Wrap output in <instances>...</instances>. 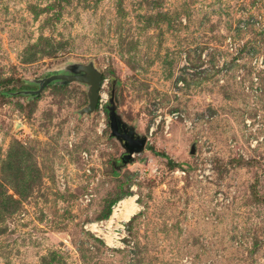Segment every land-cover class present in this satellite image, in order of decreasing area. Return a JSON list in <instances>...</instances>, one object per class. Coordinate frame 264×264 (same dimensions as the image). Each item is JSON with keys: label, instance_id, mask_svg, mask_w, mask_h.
Masks as SVG:
<instances>
[{"label": "rangeland", "instance_id": "rangeland-1", "mask_svg": "<svg viewBox=\"0 0 264 264\" xmlns=\"http://www.w3.org/2000/svg\"><path fill=\"white\" fill-rule=\"evenodd\" d=\"M0 264H264V0H0Z\"/></svg>", "mask_w": 264, "mask_h": 264}, {"label": "water", "instance_id": "water-1", "mask_svg": "<svg viewBox=\"0 0 264 264\" xmlns=\"http://www.w3.org/2000/svg\"><path fill=\"white\" fill-rule=\"evenodd\" d=\"M66 74H54L42 80H38L39 88L36 91H28L24 93L38 95L43 90L44 86L50 82L62 83H79L87 86V104L78 111L79 115H91L95 112L100 102V90L102 89V73L95 68L92 62L87 64L74 63L69 66ZM108 118L111 136L116 139L124 148V154L121 156V162L126 164L131 161L133 155L142 151L145 147L147 139L135 133L132 126L127 125L122 121L116 112V105L113 97L108 101ZM122 126V131L119 127ZM129 132H128V128ZM195 148L192 147L190 153L194 154Z\"/></svg>", "mask_w": 264, "mask_h": 264}, {"label": "bare ground", "instance_id": "bare-ground-1", "mask_svg": "<svg viewBox=\"0 0 264 264\" xmlns=\"http://www.w3.org/2000/svg\"><path fill=\"white\" fill-rule=\"evenodd\" d=\"M102 98H103V96H102ZM136 210H138V206L136 205V203L134 201V197H130V198L120 200L117 203V205L113 208V212H112V215L110 217V220H108V223L114 222L117 226H119V224L121 222H126L130 218V216H132L135 213ZM109 229H110V227H109Z\"/></svg>", "mask_w": 264, "mask_h": 264}, {"label": "built area", "instance_id": "built-area-1", "mask_svg": "<svg viewBox=\"0 0 264 264\" xmlns=\"http://www.w3.org/2000/svg\"><path fill=\"white\" fill-rule=\"evenodd\" d=\"M102 101H103V99H102V96H101L100 97V102H99L98 106H101ZM196 172H197L198 176L201 179L205 180V179L209 178L210 174L212 173L211 166L210 165H207L203 169L198 168ZM182 173L185 174L184 172H182Z\"/></svg>", "mask_w": 264, "mask_h": 264}, {"label": "trees", "instance_id": "trees-1", "mask_svg": "<svg viewBox=\"0 0 264 264\" xmlns=\"http://www.w3.org/2000/svg\"><path fill=\"white\" fill-rule=\"evenodd\" d=\"M103 75H102V80H103ZM113 84V83H112ZM113 97V101H114V104L116 105V97H115V91L113 90V88H111V91L109 93V99ZM107 113H108V108H107ZM109 119V118H108Z\"/></svg>", "mask_w": 264, "mask_h": 264}, {"label": "flooded vegetation", "instance_id": "flooded-vegetation-1", "mask_svg": "<svg viewBox=\"0 0 264 264\" xmlns=\"http://www.w3.org/2000/svg\"><path fill=\"white\" fill-rule=\"evenodd\" d=\"M68 70H70V69H69V66L67 67V71H68ZM126 127H127V126H126ZM127 128H128V127H127ZM119 129H120V131H122V126H121V125H120ZM134 131H135V130H134ZM128 132H129V128H128ZM135 133H136V132H135ZM136 134H137V133H136ZM137 135H138V134H137ZM141 137H143V136H141ZM120 145H121V144H120ZM123 151H124V148H123Z\"/></svg>", "mask_w": 264, "mask_h": 264}]
</instances>
